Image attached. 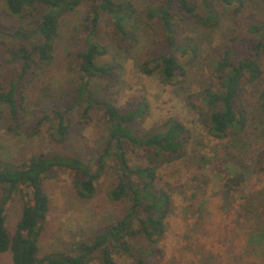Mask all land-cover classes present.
I'll list each match as a JSON object with an SVG mask.
<instances>
[{
  "label": "trees",
  "instance_id": "trees-1",
  "mask_svg": "<svg viewBox=\"0 0 264 264\" xmlns=\"http://www.w3.org/2000/svg\"><path fill=\"white\" fill-rule=\"evenodd\" d=\"M84 5L87 9L77 27L80 47L71 57V90L59 86L55 90L63 94L28 105L27 85L36 76L57 87L60 79L53 81L51 66L62 19ZM257 7L264 11V0H0V18L12 20H0V43L6 45L7 59L17 63L0 82V122L7 120L6 130H23L30 137L45 132L51 141L63 144L75 124L88 125L98 115L102 132L88 161L55 148L17 163L0 157V253L9 251L12 264L165 263L161 240L176 191L163 184L159 172L166 164L194 156L193 130L175 116L148 126L150 104L143 97L119 108L113 85L103 81L113 80L123 68L116 61L118 54L132 52L143 75H154L161 85L175 89L184 86L181 101L187 113L193 112L197 126L213 139L230 141L216 147L211 158L219 160L226 173L212 197L221 196L223 213L232 199H240L237 207L242 209L234 226L241 244L230 241L224 246L230 264H264V187L239 196L253 173H264V144L250 155V163L243 159L244 150H231L248 125L246 97H253L264 113V15L246 20L243 36L238 31L243 18ZM104 16L115 34L101 41L97 36ZM225 26L230 31L221 33ZM214 31L222 39L216 45ZM205 44L208 50L202 54ZM195 63L204 83L182 86ZM195 159L192 165L205 169ZM107 169L115 176L107 196L123 204L121 214L72 240L66 249L41 253L40 235L50 209L46 181L58 170H67L75 194L89 199ZM13 201L20 202L21 211L10 235L6 217ZM201 202L197 224L188 225L193 232L204 228L208 214L207 201ZM212 260L211 253L202 254L197 264H213Z\"/></svg>",
  "mask_w": 264,
  "mask_h": 264
},
{
  "label": "rangeland",
  "instance_id": "rangeland-1",
  "mask_svg": "<svg viewBox=\"0 0 264 264\" xmlns=\"http://www.w3.org/2000/svg\"><path fill=\"white\" fill-rule=\"evenodd\" d=\"M86 9V5L81 6L62 19L56 57L51 66L55 76L53 81L60 79L57 87L53 84L51 86L46 84L41 79L42 77L36 76L27 85L28 105L35 107L40 102L63 94L65 90H71L72 72L70 70L74 65L71 57L72 53L80 47L77 27ZM263 15L264 11L257 7L255 13L245 16L238 29L240 36L245 33L244 23L246 20L260 19ZM0 20L5 23L12 22L4 16ZM224 30L226 33L230 31L226 26L221 29V33ZM113 34H115L113 24L107 16H104L98 28L97 38L105 41ZM211 34L212 45H216L222 40L218 31ZM3 40L7 43L9 39ZM207 50L205 44L202 54ZM7 55L6 45L0 43V82L5 80L17 67V63L9 61ZM116 61L121 62L123 68L116 72L113 80H105L103 83L109 82L113 85L111 88L116 91L121 110L125 109L129 99L143 97L150 104V115L146 121L148 126L160 123L167 117L175 116L189 122L188 125L193 130L190 150L194 156L166 164L161 167L159 172L163 184L167 183L173 192L176 191L173 194V212L166 219V232L161 240V246L165 251L164 264H197L202 254L209 253L213 255V264H230L228 250L224 245L230 241H233L234 244L238 242L241 244L240 236H234L240 235L239 230L237 227L234 229V226L237 224V214L242 209L237 207L240 199H232L230 207L223 213L221 203H219L221 196L218 194L212 197L215 192H219L218 184H221L225 179L226 173L219 160L211 159L216 147L225 146L230 141L210 137L205 128L196 125L193 112L187 113L181 101L185 83L191 85L204 83V77L198 70L199 64L195 63L189 69L186 81L181 83L183 87L175 89L176 87L171 85H161L154 75L146 76L139 72L135 67L132 52L118 54ZM261 83L264 84V80ZM58 87L63 91L55 90ZM250 98L246 97L245 100L249 117L247 128L237 142H232L234 146L231 147V150L240 148L245 151L243 159L246 163L251 162L250 155L256 151L257 146L264 144V113L254 103L253 97ZM6 124L7 120H1L0 157L15 163L26 159L29 155L51 148L61 149L88 161L93 158V145L97 139H100L102 133L98 115L94 116L88 125L75 124L71 137L63 144L54 143L45 132L36 137L26 135L23 130L18 134H13L6 130ZM200 157L202 158L199 160L195 159ZM194 159L198 160L205 169L199 168L198 165H192V162H195ZM204 162L208 163L203 164ZM71 180L70 172L58 170L56 175L45 183V191L50 198V209L40 235L41 253L53 249H66L69 242L86 237L103 222L112 220L121 214L124 208L123 204L112 202L107 196V191L115 182L112 169H107L99 178L96 184L97 192L89 199L80 198L75 194ZM205 180H207L206 184ZM263 187L264 173H253L245 188L239 189V196L260 190ZM181 188L182 191H180ZM196 189V197L191 199ZM233 194L234 191H232ZM201 199L207 201L204 207L208 214L204 217V224L200 223L204 225L203 231L201 227H198V230L194 228L193 232L188 229V225L194 222L197 224V212L199 205L202 204ZM20 206L19 201H13L7 210L6 227L10 235L20 216ZM0 264H12L9 251L0 253ZM121 264L129 263L121 262Z\"/></svg>",
  "mask_w": 264,
  "mask_h": 264
}]
</instances>
